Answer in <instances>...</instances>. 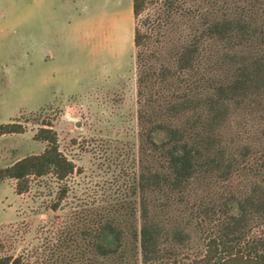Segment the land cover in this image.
Listing matches in <instances>:
<instances>
[{"label": "rangeland", "instance_id": "1", "mask_svg": "<svg viewBox=\"0 0 264 264\" xmlns=\"http://www.w3.org/2000/svg\"><path fill=\"white\" fill-rule=\"evenodd\" d=\"M162 5H151L146 14ZM135 25L133 0H0V168L42 153L48 144L36 136L42 127L53 129L59 149L76 166L63 181L52 174L30 177L23 193L16 179H0V255L18 258V264H88L94 248L85 230L101 218L140 224L138 185L146 155ZM163 45L165 51L171 46ZM244 116L227 121L228 139L231 125L235 129ZM257 122L264 147V117ZM6 124L19 131H5ZM234 139L238 144L242 137ZM201 180L191 198L220 203L228 184ZM240 182L234 176L235 190ZM177 206L169 207L172 225L181 211L191 219L190 203ZM262 230L264 225L254 229ZM172 235L165 244L172 255L151 264H197L207 251V234L196 227L185 241ZM131 264H142L141 255Z\"/></svg>", "mask_w": 264, "mask_h": 264}, {"label": "trees", "instance_id": "2", "mask_svg": "<svg viewBox=\"0 0 264 264\" xmlns=\"http://www.w3.org/2000/svg\"><path fill=\"white\" fill-rule=\"evenodd\" d=\"M160 1L156 13L146 14ZM133 13L146 155L138 185L140 224L101 218L85 230L94 248L88 264H131L139 255L142 264H151L172 255L165 246L170 234L185 241L195 227L207 234V251L197 264H264V230L254 231L264 225L263 133L254 124L264 117V0H133ZM254 112L251 124L244 114ZM243 116L235 129L231 125L228 139L227 121ZM234 135L242 137L238 144ZM36 136L48 143L42 153L0 168V179L17 180L18 193L28 189L30 177L52 174L63 181L76 167L59 149L52 128L42 127ZM234 176L241 181L237 190ZM208 178L228 184L220 203L191 198L196 179ZM65 193L63 187L54 209ZM188 203L191 219L181 211L172 225L169 207ZM18 261L0 255V264Z\"/></svg>", "mask_w": 264, "mask_h": 264}]
</instances>
